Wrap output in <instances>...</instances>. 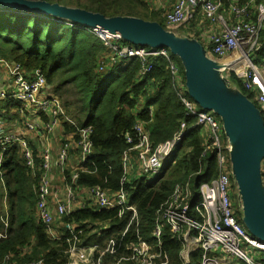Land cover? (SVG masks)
<instances>
[{
  "label": "trees",
  "instance_id": "16d2710c",
  "mask_svg": "<svg viewBox=\"0 0 264 264\" xmlns=\"http://www.w3.org/2000/svg\"><path fill=\"white\" fill-rule=\"evenodd\" d=\"M41 1L101 13L109 18H139L157 22L166 28L165 22L158 18L159 14L152 11L144 0ZM221 1L220 12L224 14L230 11L233 2L251 4L254 8H258L262 2ZM197 22L195 16L186 24L187 28L195 29ZM260 37L264 39V31ZM106 51L103 42L92 33L91 28L54 16L0 9V60L18 66L27 74L39 72L47 81V89L53 90L52 96L61 101L78 126L93 128L94 154L82 165L83 169L77 172V183L72 182L74 172L68 168L65 170L68 184L74 187L100 186L118 192L122 188L125 172L124 153L130 147L125 138L133 132L134 125L143 123L151 132V141L158 145L171 140L180 130L181 124H186L189 131L166 162L162 174L152 182L145 176L134 178L125 186L128 203L136 206L140 220L138 225L130 227L121 246L119 242L128 226V219L115 218L118 210L96 212L87 207L63 218L65 225L77 223L82 229L87 227L85 221L111 220V228L101 234L86 231L81 237L83 245L98 244L105 247L114 238L117 258H120L130 253L126 249L128 245L142 239L154 246L155 253H159L160 258L156 264H183V245L172 236L168 228H165L160 243L153 238L156 215L170 200L178 185L189 183L195 199L200 198V186L203 183L211 184L219 176L217 150L204 128L196 126L197 118L187 116L180 97L195 101L174 83L165 58L154 60L152 72L145 76L140 75L141 63L137 59L107 65L104 71H100V61ZM170 54L172 60H177L183 69V82H186L182 60ZM259 54L262 57V52ZM232 82L256 105V94L247 92L236 75L232 76ZM18 106L17 101L3 102L0 104V114L2 111L10 113L11 109ZM196 108L204 111L198 104ZM258 110L264 120V112L261 108ZM214 116L222 122L219 115L215 113ZM41 117L47 121L46 116L42 114ZM64 127L68 133L73 130L68 125ZM222 139L226 145L224 128ZM37 163L41 161L37 160ZM38 178L25 167L19 144H12L0 166V234L5 231L4 220L8 218L9 222L7 237L0 238V264L8 258V264H28L39 260L45 264H64L69 259L66 237L63 236V241L51 240L48 230L38 219ZM232 204L241 220L243 214L237 204V197L232 196ZM66 231L67 238H70L68 228ZM261 258L264 257H256L255 260ZM107 259L116 260L110 254ZM194 259L195 264H202L203 251L198 250Z\"/></svg>",
  "mask_w": 264,
  "mask_h": 264
},
{
  "label": "built area",
  "instance_id": "2783aa9c",
  "mask_svg": "<svg viewBox=\"0 0 264 264\" xmlns=\"http://www.w3.org/2000/svg\"><path fill=\"white\" fill-rule=\"evenodd\" d=\"M221 8V0H178L173 9L166 14L165 29L170 31L186 25L194 19L199 10L210 22L218 23L219 31L211 36L213 55L216 58H224L235 52L239 54V58L243 62L240 66L242 71L232 70L241 80L245 90L256 94V101L264 111V64L260 65L262 66L260 69L251 60V56L259 54L261 49L260 35L264 27V0L259 4L256 12L251 4L240 5L233 2L230 7V18L220 12ZM255 16L256 21L254 20ZM92 33L101 39L107 50L101 58L100 71H104L107 65H117L137 59L141 63L140 75L145 76L152 72L154 60L165 58L168 61L174 83L184 93H188L186 82H183V69L172 60L168 48L154 49L133 45L126 42L120 35L97 29H92ZM1 63L10 66V63L5 61L0 60ZM14 66L16 69L12 73L14 78L12 82H9L10 86L0 88V104L7 100L17 101L24 114H34L37 117V122H27L25 131L32 133L37 139L52 134L60 125H68L73 128L71 132H67L63 136L62 148L57 156L56 164L58 169L65 174L72 151H77L82 164H85L88 158L94 154L93 128L78 126L76 120L67 113L61 101L48 93L47 81L39 72L30 75L20 70L18 66ZM180 98L187 111V116L196 117V126L207 128L209 131L213 147L218 153L220 172L218 178L211 184L203 183L200 186L198 200L195 199V194L191 191L189 183L185 186L178 185L170 200L157 212L152 232L153 238L160 243L165 228H168L172 236L183 245L181 251L183 264H192L191 255L198 250L203 251L202 264H231L230 255H233L232 258L235 255L240 257L247 264H257L255 258L264 257V242L249 234L242 224V218L238 219L232 204V190L236 183L232 166L228 165L229 161L226 156L228 150L222 139L223 124L214 116L213 112L199 111L194 102L184 97ZM42 114L47 117V121H43ZM188 131L186 124L182 123L180 130L171 140L155 145L151 141L150 130L143 123H136L133 132L127 134L125 138L130 147L124 153L125 172L121 182L122 188L118 192H112L100 186L85 187L87 196L82 209L88 207L95 209L96 212L118 210L115 218L128 219V226L122 235L119 246L130 227L138 225L140 220L136 206L128 203L125 192V186L130 182L127 172L129 173L133 167V158L142 166L144 174L158 177ZM31 142L33 143L22 132L15 131L7 134L3 124H0V166L10 146L18 143L25 167L34 176L39 177L36 187V212L38 219L50 234L57 219H63L75 212L73 206L77 201V190L76 187L69 184L66 198L59 200L55 207L51 205L52 197H56L52 191L50 177L53 170L52 157L48 152H45L40 158L41 163L38 164L34 148L37 144L39 145V141L33 144ZM133 154L135 157L132 156ZM77 172L72 174L73 183H77L79 179ZM4 224L5 231L0 234V238L7 237L8 218L4 220ZM84 224L87 226L85 229H82L77 223L67 224L71 237L67 238L66 233L62 232L54 239V241H63V236L66 237V242L69 245L67 250L69 259L64 264H156L157 259L160 258L159 253L153 251L154 246L142 239L128 245L126 249L130 253L128 256L120 258H117L118 250L114 238L109 240L105 247L98 244L83 245L81 237L86 231H97L98 234H101L111 228V220L85 221ZM193 230L196 232V239L193 237ZM241 242L257 251L259 256L251 257L241 251ZM109 254L117 259L109 261L107 259ZM9 260L10 258L6 259L3 264H8ZM28 264H45V262L39 260Z\"/></svg>",
  "mask_w": 264,
  "mask_h": 264
},
{
  "label": "water",
  "instance_id": "95a60500",
  "mask_svg": "<svg viewBox=\"0 0 264 264\" xmlns=\"http://www.w3.org/2000/svg\"><path fill=\"white\" fill-rule=\"evenodd\" d=\"M0 9L54 16L91 29L120 35L133 45L168 48L184 65L189 96L204 111L222 118L228 140L238 139L239 153L232 158L238 185L242 222L250 235L264 242V120L257 106L245 96L233 95L231 87H220L213 71L219 69L202 47L180 39L157 22L139 18L106 17L101 13L41 0H0ZM240 202V203H241Z\"/></svg>",
  "mask_w": 264,
  "mask_h": 264
},
{
  "label": "crops",
  "instance_id": "0c3cea01",
  "mask_svg": "<svg viewBox=\"0 0 264 264\" xmlns=\"http://www.w3.org/2000/svg\"><path fill=\"white\" fill-rule=\"evenodd\" d=\"M178 0H144L146 4L149 5L152 11H155L159 14L158 18L163 20L165 22L166 20V14L171 11L176 4ZM253 4V2H250ZM252 6V5H251ZM253 7V6H252ZM254 8V7H253ZM255 12L257 11V8H254ZM201 11V10H199ZM198 13V12H197ZM203 13V12H202ZM199 12L196 15V18L198 19L197 25L195 29L187 28L188 26L180 27L178 28L177 32L174 33L178 38L180 39H186L192 42H195L199 44L202 49L204 50L206 56L209 59L218 61L212 52V44H211V36L219 31L220 25L218 23H212L210 22L204 14ZM226 15L230 18V11H226ZM256 21V17L254 18ZM232 22V20H230ZM264 31V27L261 31V33ZM260 52H262V57L257 55L258 65L264 64V39L260 37ZM259 52V53H260ZM226 61L228 64L233 63L231 59H228L226 57ZM225 59V58H223ZM222 60V59H221ZM15 66L13 64H10V66L1 63L0 64V88H6L10 86L9 82L13 81L14 76H12L13 71L15 70ZM31 75V74H30ZM33 76V75H32ZM184 78V75H183ZM231 87V86H230ZM232 92L233 95H236L238 93H241L242 90L239 88L238 85L232 83ZM48 93L52 95V89H47ZM247 97V96H245ZM10 101V100H7ZM6 101V102H7ZM27 122H37V117L32 114L29 115V113L24 114L22 107L19 105L18 108L11 109L10 113H6L5 111H2L0 114V124H3V126L6 129V133L9 132H22L23 134L27 135L28 139L30 141H33V143H38L39 145H36L35 151L37 160L40 161V158L45 152H48L49 155L52 157V171H51V184H52V191L56 195L52 197L51 199V205L53 207L57 206V202L59 200H64L66 198V190L69 187V184L67 182L66 176L63 174L61 170L58 169L56 160L59 152L62 148V141L63 136L65 133V127L63 125L58 126L52 134L45 135L44 138H35L34 135L30 132L25 131V127ZM42 138V139H41ZM135 157V155H132ZM135 159L133 158L132 161V169L135 170ZM82 161L79 157V153L77 151H73L71 153V158L68 164V170H71L73 172L82 170ZM131 171V169H130ZM129 171L130 180L134 178H140L141 175H132V172ZM262 179L264 183V163L262 167ZM77 190V201L73 206V210L76 212L78 210H81L83 205L85 204V198L87 196V192L84 186H78L75 188ZM68 225H65L63 222V219H57V222L55 223V226L52 229V232L49 234L51 237V240L54 241V239L59 236L62 232H67L66 228Z\"/></svg>",
  "mask_w": 264,
  "mask_h": 264
},
{
  "label": "rangeland",
  "instance_id": "374dc122",
  "mask_svg": "<svg viewBox=\"0 0 264 264\" xmlns=\"http://www.w3.org/2000/svg\"><path fill=\"white\" fill-rule=\"evenodd\" d=\"M184 26H182V27H184ZM177 30L178 29H173V30H170V32H171V34H173V33H176ZM227 57H228V59H232V58L239 57V54L237 52H235L234 54H230ZM224 58L225 59L218 58L219 59L218 61H215V60H212L211 59L212 61H214L217 64V66L219 68V69L214 70L213 73H212V75L214 77V80L219 82V86L226 88L227 92H229L228 87L231 86V88H232V83H234V82H232V76L233 75H236V74L233 72V70H232L233 68L232 67H228V68H226L224 70H221L220 69V68L223 67V65H225V63H227V61H226L227 58L226 57H224ZM251 60L256 65H258L257 62H256V58H255L254 55L251 56ZM175 62L178 64L177 60ZM258 66L260 67V69H262V66H260V65H258ZM238 71H240V70H238ZM20 73H23V72H20ZM238 95L239 96H246L243 92L239 93ZM195 104H197V103H195ZM256 105H257L258 108H261L262 109V106H260V104L257 101H256ZM204 131H205L206 135L209 136V131L206 130L205 128H204ZM224 133H225V130H224ZM226 140L227 141H226L225 147L228 150L227 153H226L227 160L229 161V164L228 165L229 166H232V162H231L232 161V158L235 155L237 156L238 153H239V149H238V146H237L239 140L238 139H235L234 141H232V140L229 141L228 138ZM130 172H132V175L133 174H135V175H141V177L142 176H145L149 182H152V181H154L157 178V176H155V175H146V174H144V172L142 171V166L137 161H135V170L134 169H131ZM127 174H129V173L127 172ZM232 196L237 197V204H238V206H239V208H240V210L242 212V208H241L242 202H241V198H240V191H239V188H238V185L237 184L234 185V190H232ZM54 226H55V224H53L52 229H53ZM193 236H196L195 231H193ZM240 250L243 251L244 253H247V255H250L251 257L259 256V254H258L257 251H255L252 248H250L244 242H241V244H240ZM232 256L233 255H230L229 256V261H231V264H243V263L247 264L246 261L242 260L240 257H238V256L235 255L234 258H232ZM191 263L192 264H195L194 254L191 255ZM257 264H264V258L259 259L257 261Z\"/></svg>",
  "mask_w": 264,
  "mask_h": 264
},
{
  "label": "bare ground",
  "instance_id": "6f19581e",
  "mask_svg": "<svg viewBox=\"0 0 264 264\" xmlns=\"http://www.w3.org/2000/svg\"><path fill=\"white\" fill-rule=\"evenodd\" d=\"M263 2V0H262ZM260 2V4L262 3ZM231 61H233L234 63L232 64H228V63H225V65H223L222 68H220L221 70H224L228 67H232L233 69H236V70H240L242 71V69L240 68V66L243 64L242 60L239 58V57H236V58H232ZM243 69H244V65L242 66ZM82 128H86V127H82ZM37 206V205H36ZM195 231V230H193ZM196 233V232H195ZM195 239L197 238V236H193Z\"/></svg>",
  "mask_w": 264,
  "mask_h": 264
}]
</instances>
